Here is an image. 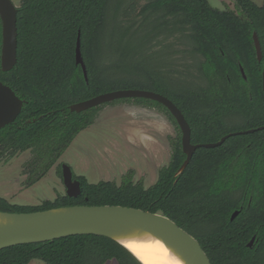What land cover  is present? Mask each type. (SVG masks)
<instances>
[{
	"label": "trees",
	"instance_id": "16d2710c",
	"mask_svg": "<svg viewBox=\"0 0 264 264\" xmlns=\"http://www.w3.org/2000/svg\"><path fill=\"white\" fill-rule=\"evenodd\" d=\"M23 0L18 8V62L1 68L0 82L25 102L17 120L0 130V158L32 151L28 186L35 185L92 126L100 109L70 107L119 90H145L170 99L192 128V144H212L233 133L264 127V3L235 0L239 16L209 0ZM260 40L259 62L254 34ZM88 71L76 63L78 36ZM191 63L162 72L171 42ZM177 64V65H178ZM241 68L245 71L246 79ZM161 104L144 99H123ZM114 103V102H113ZM110 104V103H109ZM240 118V122H232ZM150 188L132 175L121 185L92 184L77 176L82 194L59 195L39 206L0 197V212L33 213L72 206H123L162 214L198 240L212 264H264V130L196 151L187 169L181 134ZM61 178L62 165L59 166ZM239 216L231 221L235 212ZM256 238L253 248L249 243ZM142 264L119 243L74 236L0 251V264Z\"/></svg>",
	"mask_w": 264,
	"mask_h": 264
},
{
	"label": "water",
	"instance_id": "95a60500",
	"mask_svg": "<svg viewBox=\"0 0 264 264\" xmlns=\"http://www.w3.org/2000/svg\"><path fill=\"white\" fill-rule=\"evenodd\" d=\"M18 8L11 0H0V20L2 23L1 68L3 72L12 71L18 62ZM258 61H263V53L258 35L254 34ZM76 63L81 66L86 81L88 71L81 50V34L78 36ZM246 79L245 71L241 68ZM264 87V70H263ZM123 99H144L164 106L174 117L182 134L183 152L186 161L176 174L181 175L191 163L200 148H217L233 136L252 134L259 129L233 133L212 144H192V129L182 111L167 97L145 90H119L100 95L96 98L74 104L71 112L82 113ZM25 102L7 85L0 82V130L14 123L20 116ZM64 185L70 198L82 194V185L74 179V172L68 165L62 166ZM240 212L232 215L234 221ZM150 234L172 248L188 264H212L196 238L180 228L174 221L162 214L123 206H72L33 213L0 212V251L27 244H40L74 236L106 237L122 245L119 238L136 234ZM256 238L249 243L253 248ZM129 252L130 250L126 248Z\"/></svg>",
	"mask_w": 264,
	"mask_h": 264
},
{
	"label": "rangeland",
	"instance_id": "374dc122",
	"mask_svg": "<svg viewBox=\"0 0 264 264\" xmlns=\"http://www.w3.org/2000/svg\"><path fill=\"white\" fill-rule=\"evenodd\" d=\"M11 1L17 8L23 2ZM253 1L259 6L264 3V0ZM146 2L138 1L139 6ZM209 3L221 11H237L235 0H209ZM182 49L172 42L162 48L165 53L162 72L179 68V60L191 63L187 55L181 59ZM231 121L240 122V118ZM178 136L173 121L160 107L135 101L110 103L100 109L94 124L76 137L69 149L35 185H27L31 170L29 165L34 161L32 151L10 159L0 158V197L15 205L39 206L67 194L59 172V166L65 164L72 168L75 175L85 176L92 184L110 181L121 185L124 178L132 175L136 183L150 188L158 181L160 171L169 165L173 154L172 141ZM30 264L45 263L34 260ZM108 264L118 263L112 261Z\"/></svg>",
	"mask_w": 264,
	"mask_h": 264
},
{
	"label": "bare ground",
	"instance_id": "6f19581e",
	"mask_svg": "<svg viewBox=\"0 0 264 264\" xmlns=\"http://www.w3.org/2000/svg\"><path fill=\"white\" fill-rule=\"evenodd\" d=\"M118 241L128 248L142 264H146V261L147 264H188L172 248L166 246L162 240L150 234L139 233L119 238Z\"/></svg>",
	"mask_w": 264,
	"mask_h": 264
},
{
	"label": "flooded vegetation",
	"instance_id": "af4514ba",
	"mask_svg": "<svg viewBox=\"0 0 264 264\" xmlns=\"http://www.w3.org/2000/svg\"><path fill=\"white\" fill-rule=\"evenodd\" d=\"M222 4V3H221ZM223 5V4H222ZM215 9H217V8H215ZM225 9V8H224ZM219 10V9H218ZM223 11H227V12H233L235 15H237V16H239L240 14H239V11L237 10V11H228V10H222V12ZM174 123V122H173ZM174 125L176 126V128H177V130H178V132H179V136H180V134H181V140L183 139V134H182V131H181V129H180V127H179V125L178 124H176V123H174ZM191 127V126H190ZM192 129V128H191ZM179 136L176 138V139H178L179 138ZM176 139H173V140H176Z\"/></svg>",
	"mask_w": 264,
	"mask_h": 264
},
{
	"label": "snow or ice",
	"instance_id": "6c2138e0",
	"mask_svg": "<svg viewBox=\"0 0 264 264\" xmlns=\"http://www.w3.org/2000/svg\"><path fill=\"white\" fill-rule=\"evenodd\" d=\"M128 247H131V245H128ZM133 251H135V249H133ZM141 259H144V257H141ZM146 264H147V261H146Z\"/></svg>",
	"mask_w": 264,
	"mask_h": 264
}]
</instances>
